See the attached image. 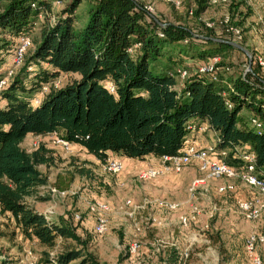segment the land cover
<instances>
[{
    "label": "trees",
    "instance_id": "1",
    "mask_svg": "<svg viewBox=\"0 0 264 264\" xmlns=\"http://www.w3.org/2000/svg\"><path fill=\"white\" fill-rule=\"evenodd\" d=\"M55 1L65 4L50 20ZM80 1L7 0L0 11V64L16 39L30 36L38 17L45 16L38 37L31 38L32 51L0 88V215L11 218L24 238L41 246L74 243L46 260L50 264L98 263L68 218L51 219L29 201L49 199L39 194L48 179L38 166L55 165V157L43 142L31 150L23 148L28 134L57 133L100 162L109 152L142 160L146 155H178L187 125L205 121L216 148L228 149L234 162L225 160L228 164L240 166L236 147H245L244 152L253 153L256 172L264 176V79L254 70L216 81L198 73L181 81L178 77L185 59L219 55L231 45L209 39L214 37L210 29L200 38L185 25L160 27L135 0H90L87 21L76 30ZM206 7L207 0H198L194 17ZM158 63L163 71L153 73L150 65ZM59 73L77 78L53 87ZM5 75L0 72V78ZM44 84H49L48 91L32 106L31 98ZM76 173L86 176L90 171L79 168L65 177L57 173L53 187L67 190ZM168 264H179V258L168 255Z\"/></svg>",
    "mask_w": 264,
    "mask_h": 264
},
{
    "label": "rangeland",
    "instance_id": "2",
    "mask_svg": "<svg viewBox=\"0 0 264 264\" xmlns=\"http://www.w3.org/2000/svg\"><path fill=\"white\" fill-rule=\"evenodd\" d=\"M174 1L180 2L178 8L168 0H135L140 6H151L156 22L164 24L162 27L170 23L185 25L195 35L201 36V32L209 29L205 25L208 22L216 27L212 31L215 38L231 41L228 38L232 37L223 30L224 18L228 17L232 25L242 29V37L236 43L246 48L248 54L235 47L219 53L222 66L229 69L224 72L222 70L219 76L227 78L231 74L251 73L254 70L261 80L264 79V66L261 67L258 59L264 58V0H228L212 5L207 2L206 9L198 17L193 14L198 0ZM6 2L7 0H0V11ZM90 2L81 0L77 6L74 18L76 30L85 25ZM64 4L65 1L60 5L53 4L51 13L56 14ZM189 10L192 11L190 15ZM176 16H181L183 20L176 21ZM44 18V15L38 17L30 38L38 37L40 21ZM49 18L52 20L54 16ZM32 49L31 42L20 63H13L12 54H8L3 64H0V70H13L16 74L22 66L21 62ZM171 54L175 56L174 51ZM185 60H188L189 65L195 62L193 59ZM157 65L151 64L150 70L162 73L163 69ZM73 78H77V75L59 73L52 81L53 86H63ZM58 138L59 134L51 133L28 135L22 141L21 145L26 150L33 149L35 142H43L55 157V165L38 166L48 179V185L40 188L39 194L48 195L49 199L33 205L36 210H44L43 213L51 219L68 218L75 226L76 234L86 241L85 251L96 258L98 264H168V255L178 257L179 264H248L243 249L244 239L250 234L264 233V208L256 219L249 220L241 213L238 205L254 198H259L264 203V195L238 178L225 177L208 179L204 187L191 192L190 183L199 174L195 161L185 165L180 172L168 171L156 177L142 179L139 177L142 171L162 166L161 161L158 166L149 162L142 171L125 178L122 170L118 174H111L104 169L105 161L100 162L77 144L62 146L56 141ZM216 142V138L211 135L209 145L215 146ZM236 148L240 154L244 153L245 147ZM107 158L121 161L116 154L108 153ZM225 160L234 163L228 155ZM79 168L89 170L90 173L86 176L76 173L63 193L50 191L57 173L65 177L67 172L74 173ZM172 176L176 177L169 185L176 186V189H171L166 184L165 190L158 194L152 191L156 185L152 183L154 180ZM158 201L172 202L175 207L169 209L160 206ZM96 203L105 204L106 209L96 208ZM193 207L200 209V213L194 218H187L183 224L180 216H187ZM75 215L79 217L75 218ZM99 216L105 219L106 224L102 233H95L94 226ZM0 228L3 232L0 236V264H23L27 258L33 260L34 264H50L46 260L62 248L74 245L70 241L64 244L58 241L52 248L41 246L24 238L6 215H0ZM133 244L136 247L131 252L130 246ZM183 252L187 253L185 258ZM259 252L264 264V243Z\"/></svg>",
    "mask_w": 264,
    "mask_h": 264
},
{
    "label": "built area",
    "instance_id": "3",
    "mask_svg": "<svg viewBox=\"0 0 264 264\" xmlns=\"http://www.w3.org/2000/svg\"><path fill=\"white\" fill-rule=\"evenodd\" d=\"M173 2L174 7L178 8L180 2L174 0H168ZM228 0H207L208 4L212 5L218 2H227ZM62 2L55 1L53 2L54 5H60ZM34 7V4H32ZM146 13L150 14L154 17L152 12V8L149 5H144L141 7ZM191 10L188 11V14H191ZM49 17L53 16L52 13H48ZM155 19V18H154ZM225 22V29H223L226 33H228L231 38V41L238 42V40L242 37V29L238 26H234L230 23L228 17L224 18ZM159 24V23H158ZM160 27L164 26V24H159ZM209 29H212L214 32L216 27L210 23H206ZM159 35L161 32L159 31ZM196 37H200L199 35H195ZM201 38V37H200ZM264 42V38H262ZM31 45V38L28 35H20L12 48V62L13 63H20L23 55L25 54L26 50ZM259 64L264 66V58H258ZM188 62V61H186ZM22 63V62H21ZM228 71V67L222 66L220 62V57L218 55H213L207 57L202 60H195L192 65H189V62L186 63V67L183 69L178 70V77L183 80L190 74L198 73L208 77L212 81H216L219 78L221 71ZM15 73V72H14ZM13 70H9L6 72V75L0 78V88L8 83V80L11 75L14 74ZM244 76V74H242ZM53 86V82L51 83ZM56 87V86H53ZM49 89V84H44L40 87L38 94H35L33 98H31V105L36 106L38 105L41 100L43 99L44 95ZM230 106L229 104H227ZM255 126H259V123L253 121ZM200 128V127H199ZM196 124L191 121L187 125L188 134L186 135L185 139L183 140L182 147L179 149L178 155L175 156H161L159 159L162 163V166L159 168H148L142 171L139 174V177L142 179L145 178H152L159 176L165 172L172 171V172H180L181 169L195 161L199 174L193 178L190 183L189 191L194 192L197 188L204 187L206 185V181L208 179H217L220 177L225 178H238L240 181L244 182L247 186L254 189L256 192L264 195V176H259L255 169V164L253 161V153H241L238 152V156L242 159V164L240 166H232L225 161V157L228 155L226 149H218L216 145H207V146H198L195 141L194 132L197 131ZM201 129V128H200ZM54 133V132H53ZM51 134V133H50ZM58 143L62 146L67 147L70 142L62 139L61 137L56 139ZM39 142H35L36 147ZM224 158V159H223ZM122 162L119 159L107 158L104 163V169L111 174H118L122 170ZM50 191L56 193H63L65 191H59L56 188H50ZM158 205L167 207L172 209L175 207V204L172 202H164L158 201ZM239 209L241 213L244 215L245 218L249 220L256 219L262 209L264 208V203L260 201L259 198H254L249 201H244L239 203ZM95 208V207H94ZM96 208L100 210H105L106 205L103 203H96ZM200 213V209L197 207L191 208L188 215L180 216L181 222L184 224L187 221V218H194ZM78 215H75V218H78ZM106 221L102 216L97 218V223L94 226L95 233H102L104 230ZM264 243V233H254L246 236L243 243L244 255L246 256V260L248 264H262L261 255L259 252L260 246ZM136 245L133 244L130 246V251L133 252L135 250ZM187 256L186 252H183V257ZM23 264H34V261L30 258H27L26 262Z\"/></svg>",
    "mask_w": 264,
    "mask_h": 264
},
{
    "label": "crops",
    "instance_id": "4",
    "mask_svg": "<svg viewBox=\"0 0 264 264\" xmlns=\"http://www.w3.org/2000/svg\"><path fill=\"white\" fill-rule=\"evenodd\" d=\"M245 45L247 46V43H245ZM192 60V59H190ZM188 61V60H186ZM188 63V62H185V64ZM197 128H199L197 131L194 132V136L195 137V141L196 143H198L199 145L203 146V145H209V140H210V136L212 135L213 137H215L213 131H211L208 127V124L207 122L205 121H197V120H192ZM28 135H32V134H28ZM27 135V136H28ZM35 136V135H33ZM209 137V138H207ZM80 148L84 149L83 147L79 146ZM85 150V149H84ZM110 154H116V153H112V152H109ZM118 156H120L121 158V161L123 163V169H122V176H125V178L127 177H130L131 175H134L136 172L138 171H142L144 168H146V165L150 163L158 166L160 165V157H155L153 155H146L144 157V159H142V161H138V159H133V158H127V157H124V156H121L119 154H116ZM138 174V173H137ZM176 176H172V177H169V178H165V179H156V180H152L153 182L152 183H155L156 185L153 186V189L152 191L155 192L156 194H158L160 191L162 190H165V185L168 184V187L171 188V189H176V186L174 185H169L173 180L175 179ZM33 203H38V202H35V201H31V204L33 205ZM34 206V205H33ZM38 210V209H37ZM39 212H44V210H38ZM11 220V218H10ZM17 230V229H15ZM18 231V230H17Z\"/></svg>",
    "mask_w": 264,
    "mask_h": 264
},
{
    "label": "water",
    "instance_id": "5",
    "mask_svg": "<svg viewBox=\"0 0 264 264\" xmlns=\"http://www.w3.org/2000/svg\"><path fill=\"white\" fill-rule=\"evenodd\" d=\"M200 37L201 38H204L203 36H200ZM205 38H208V37H205ZM209 39H212V40H215V41H219V42L227 43V44L231 45L232 47L238 48L241 51H243V52H245V53L248 54V51H247L246 48H244L242 45H240V44H238V43H236L234 41H228V40H224V39H220V38H214V37H210ZM250 64H251V59L249 60L248 67H250Z\"/></svg>",
    "mask_w": 264,
    "mask_h": 264
}]
</instances>
